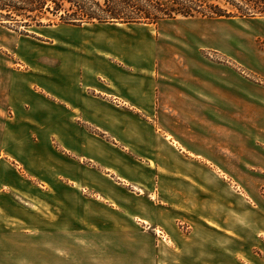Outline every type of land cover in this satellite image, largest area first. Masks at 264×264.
Returning a JSON list of instances; mask_svg holds the SVG:
<instances>
[{
	"label": "crops",
	"instance_id": "1",
	"mask_svg": "<svg viewBox=\"0 0 264 264\" xmlns=\"http://www.w3.org/2000/svg\"><path fill=\"white\" fill-rule=\"evenodd\" d=\"M177 21L59 68L0 53V264H264V50Z\"/></svg>",
	"mask_w": 264,
	"mask_h": 264
},
{
	"label": "rangeland",
	"instance_id": "2",
	"mask_svg": "<svg viewBox=\"0 0 264 264\" xmlns=\"http://www.w3.org/2000/svg\"><path fill=\"white\" fill-rule=\"evenodd\" d=\"M177 22L184 25L185 29L190 31H196L200 33H210L212 43L217 42L214 38L217 36H223L227 39L229 44L235 46L236 38L243 40V46L245 51L252 52V49L264 50V18L256 19H205V18H177ZM172 23V22H168ZM162 23H160L161 25ZM160 25L143 26L142 28H133V26H125L117 24L115 27L111 25H84L78 26H67L57 25L41 29L29 30L28 35H24L25 29L21 28L17 31L12 30L9 27L0 25V53L2 60L5 64L11 66L14 69L28 70L29 68L42 69L44 66H51L59 68L62 65L63 56L72 54L75 56L77 53L78 57L84 56V50H92L95 46H104L108 43L109 39L106 37H119L121 39L128 38L127 40L136 42L142 41L148 37L149 32L154 33L159 29ZM136 26V25H134ZM113 28V29H112ZM148 30V31H147ZM96 33H99L100 37H94ZM106 36V37H104ZM240 38V39H239ZM25 52V53H23ZM211 51H204V54L208 58H212L219 63H228L229 60L222 56L210 53ZM33 53V59L25 57L26 54ZM70 56V55H69ZM81 56V57H82ZM80 57V59H81ZM83 59V58H82ZM244 74L251 80L254 77L247 72L243 71ZM53 82L61 83L65 80V77L60 75ZM57 93V91H53ZM67 116V115H65ZM55 121V119H54ZM62 121H68L62 118ZM81 121V120H79ZM81 123V122H80ZM83 123V122H82ZM85 128L86 133H89L90 138L99 141V144L103 143H114V140L110 136L100 129L93 127L90 124H82ZM63 141L66 143L67 141ZM56 139L54 146L65 151L69 156L76 158L72 153L67 152ZM118 151L123 150L122 146L117 144ZM86 165L97 167L96 163L85 161ZM101 171V168H98ZM56 175L53 174L52 178ZM227 183L235 191L241 193L242 188H239L232 179L227 178ZM264 194V188H263ZM87 195L91 200H94L90 191L87 190ZM153 202H157L154 200ZM151 206V204H149ZM93 206V205H90Z\"/></svg>",
	"mask_w": 264,
	"mask_h": 264
},
{
	"label": "trees",
	"instance_id": "3",
	"mask_svg": "<svg viewBox=\"0 0 264 264\" xmlns=\"http://www.w3.org/2000/svg\"><path fill=\"white\" fill-rule=\"evenodd\" d=\"M182 17L264 18V0H0V25L24 35L57 25H158Z\"/></svg>",
	"mask_w": 264,
	"mask_h": 264
},
{
	"label": "built area",
	"instance_id": "4",
	"mask_svg": "<svg viewBox=\"0 0 264 264\" xmlns=\"http://www.w3.org/2000/svg\"><path fill=\"white\" fill-rule=\"evenodd\" d=\"M156 234H157V236H159V238H161V239H164V238L166 237L165 234H164V232H163L162 230L158 231Z\"/></svg>",
	"mask_w": 264,
	"mask_h": 264
}]
</instances>
